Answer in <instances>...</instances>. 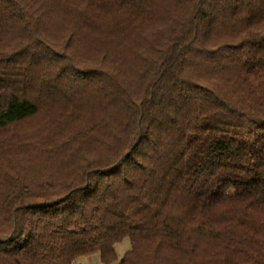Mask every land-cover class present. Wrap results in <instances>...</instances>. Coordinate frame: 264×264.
Wrapping results in <instances>:
<instances>
[{
  "label": "trees",
  "instance_id": "16d2710c",
  "mask_svg": "<svg viewBox=\"0 0 264 264\" xmlns=\"http://www.w3.org/2000/svg\"><path fill=\"white\" fill-rule=\"evenodd\" d=\"M126 238L264 264V0H0V264Z\"/></svg>",
  "mask_w": 264,
  "mask_h": 264
},
{
  "label": "rangeland",
  "instance_id": "374dc122",
  "mask_svg": "<svg viewBox=\"0 0 264 264\" xmlns=\"http://www.w3.org/2000/svg\"><path fill=\"white\" fill-rule=\"evenodd\" d=\"M36 124H37V121H35V122L30 121L26 124L18 125L17 131L19 132L22 130H25V131L30 130L29 127L32 125L35 126ZM115 250L117 252V261L114 263H110V264H117L122 259L124 254L130 250V240L128 238H126L122 242L116 244ZM73 264H103V263L101 262L99 255L96 254L94 256L77 258V259H75Z\"/></svg>",
  "mask_w": 264,
  "mask_h": 264
}]
</instances>
